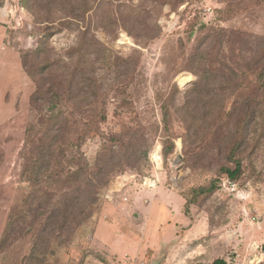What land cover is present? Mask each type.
<instances>
[{
	"label": "rangeland",
	"instance_id": "1",
	"mask_svg": "<svg viewBox=\"0 0 264 264\" xmlns=\"http://www.w3.org/2000/svg\"><path fill=\"white\" fill-rule=\"evenodd\" d=\"M168 1L95 0L84 22L62 1L51 28L34 1L3 0L0 264H264V0ZM232 155L238 181L221 173ZM108 163L111 180L78 226ZM127 174L161 182L113 198ZM214 180V193L195 195ZM79 187V211L54 233V212Z\"/></svg>",
	"mask_w": 264,
	"mask_h": 264
},
{
	"label": "trees",
	"instance_id": "2",
	"mask_svg": "<svg viewBox=\"0 0 264 264\" xmlns=\"http://www.w3.org/2000/svg\"><path fill=\"white\" fill-rule=\"evenodd\" d=\"M23 1L26 2L27 0H23ZM32 1H34V4L31 7V10H32L33 13H35L37 15V19L39 21H41L42 23H44V24L50 25V27L53 28L54 23H55L54 20H55L56 13L52 9V7H51L52 5L53 6L56 5V4L58 5L62 1L63 2H68L70 7L68 9L67 16L70 17V20L75 21V22H78V21L84 22L86 20L88 11H87V8L84 11H83L82 8L88 6L91 2H94L95 0H32ZM144 1L145 2H151L152 4L160 5V6H163L162 2H165L168 5H171V3L168 0H144ZM2 2H3V0H0V6H2ZM77 4H79L80 7H77ZM27 5H28V2H27ZM112 22L113 21H112L111 17H109V20H108V22L106 24L111 25ZM80 34H81V37L83 36V39H82L83 41L84 40H88L86 38V36L88 35V30H85V31H82V32L80 31ZM42 53L44 54V49L39 48L37 50L36 54L37 55H42ZM260 72H261V76H263L264 67H263V69ZM74 80L75 79H72L71 82H73ZM85 81H86V79H85ZM56 106L57 105H53L54 108ZM49 119H50V121L54 122V125L48 131V134L50 136L49 138L52 140V137H53L52 142L56 143L58 141V139H59L58 135L62 131L61 130L62 127L61 126L58 127L57 124H56V123H58V116H55L53 114V116H51ZM54 131L57 132L58 134H54ZM53 145L54 144H52V146ZM173 147L174 146L172 145V147L170 148V151L173 150ZM51 148H53V147H51ZM51 148L50 147L47 148L46 145L44 144V146L41 149V151H42L41 154L42 153L46 154L48 152L49 155L53 156L54 153L52 152L53 149H51ZM39 150H40V148H39ZM230 159H231L230 162L233 163L234 166H235L234 169H232V168H230L228 166H222L221 167V173L226 175L227 178L230 181H238V180H240L242 172H243L242 161L234 160V156L233 155H232V157ZM109 165H110V163H108L106 166L102 165V166H98L97 167V171L95 173V177H97V180H92L91 186H89L88 192H86V193H88L87 194L88 195L87 196L88 197V207L90 208V210L89 211L80 210V212H78L80 207H81L80 204H81V201L83 200L85 191H83L82 187L77 188L76 189L77 190L76 191L77 192V195H76V201L77 202H74L72 204L71 201L67 200L65 202L66 203L65 204V208L63 206V209H59L57 211V213L54 212V214H57L56 216H53V217H55V223H54L55 225L52 227V230H53L54 233L56 231L57 232L60 231V228H63V225H61V223H60L61 222V217H63L62 221H64V219L66 218V214H67L68 210L71 208V206L73 207V210H75V212H78L77 213L78 217H77L76 221H73V223L77 224L78 226L81 225V224H85L86 221H88L89 219L92 218L95 206L98 203L97 201L99 199V194H101L102 190L109 184V182L111 180V177H112V174L114 173V171H111L112 169H110ZM108 169H110V170H108ZM80 173H81V171H78L75 174V177L78 180H79V177H80ZM218 182H219V180H214L208 187L195 189L194 190L195 195L197 197H200V196H204V195H208V194L214 193L218 189ZM77 205H79V206L77 207ZM13 212H16V211H12L11 212L10 222H9L7 231L5 233V237L3 238V241L1 243V247H4L5 243L8 242V239H9V236H10V231H11V229H13V226L16 223V221H14ZM47 230H48V227L46 226L45 227V231H47ZM214 264H227V263H226L225 260H217V261L214 262Z\"/></svg>",
	"mask_w": 264,
	"mask_h": 264
},
{
	"label": "built area",
	"instance_id": "3",
	"mask_svg": "<svg viewBox=\"0 0 264 264\" xmlns=\"http://www.w3.org/2000/svg\"><path fill=\"white\" fill-rule=\"evenodd\" d=\"M16 24L21 26L22 25V20L16 19ZM159 159L162 161L161 155H160ZM122 180L125 182L123 187H127V186H129V187H137L138 185H142L143 187H147L149 189H156V187L161 182L159 177H156V178H147V177H145V178H143V177H141L139 175H135V174H127L126 176H124L122 178ZM125 201H128V198H125Z\"/></svg>",
	"mask_w": 264,
	"mask_h": 264
},
{
	"label": "crops",
	"instance_id": "4",
	"mask_svg": "<svg viewBox=\"0 0 264 264\" xmlns=\"http://www.w3.org/2000/svg\"><path fill=\"white\" fill-rule=\"evenodd\" d=\"M2 32H4V31H2ZM4 35H6V34H4ZM5 37V36H4ZM3 37V38H4ZM120 181L122 182V184L124 185L125 184V182L122 180V179H120ZM118 184V183H117ZM121 183H119L118 184V186H116V184H115V186H114V188H113V190L111 191V196L114 198L115 197V195L116 194H122L126 189H129L128 191H130V192H132V191H136L137 189H138V187H139V185H138V187H129V186H127V187H123V185H122ZM120 185H122V189H121V187H119ZM140 186H142V185H140ZM159 186V185H158ZM158 186L156 187V189H149V188H147V187H144L145 189H149L148 191H151V190H154V191H156L157 189H158ZM117 187V188H116ZM143 187V186H142ZM110 197V196H109ZM125 198H128V201H125ZM124 198V201L125 202H127V203H129L131 200H130V198L129 197H125ZM181 198V197H180ZM182 201L184 202V199L182 198ZM130 204H128V206H124L125 208H128V207H130L129 206ZM118 207V206H117ZM116 207V208H117ZM154 218H150V220H153ZM105 224H106V222H103L102 224H101V227L102 226H105ZM132 248H130V249H128L127 251H123V250H121V252L120 253H125V254H135L136 252H138L139 250H137V248L136 247H134V246H131ZM123 249V248H122Z\"/></svg>",
	"mask_w": 264,
	"mask_h": 264
},
{
	"label": "bare ground",
	"instance_id": "5",
	"mask_svg": "<svg viewBox=\"0 0 264 264\" xmlns=\"http://www.w3.org/2000/svg\"><path fill=\"white\" fill-rule=\"evenodd\" d=\"M182 83H184V79L182 80ZM179 146H180V144H179ZM118 186V185H117ZM117 188V187H116ZM122 188V187H121Z\"/></svg>",
	"mask_w": 264,
	"mask_h": 264
}]
</instances>
